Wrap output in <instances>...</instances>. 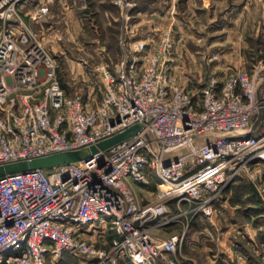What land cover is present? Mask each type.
Instances as JSON below:
<instances>
[{
    "label": "built area",
    "instance_id": "built-area-1",
    "mask_svg": "<svg viewBox=\"0 0 264 264\" xmlns=\"http://www.w3.org/2000/svg\"><path fill=\"white\" fill-rule=\"evenodd\" d=\"M48 15L47 0H0V165L138 130L75 162L0 175V264H178L192 217L264 165V74L212 78L196 95L167 76L166 34L153 49L136 41L112 69L98 64L101 99L92 103L90 85L86 102L29 26ZM152 183L154 199L141 202L134 184ZM175 222L178 232H152Z\"/></svg>",
    "mask_w": 264,
    "mask_h": 264
},
{
    "label": "rangeland",
    "instance_id": "rangeland-1",
    "mask_svg": "<svg viewBox=\"0 0 264 264\" xmlns=\"http://www.w3.org/2000/svg\"><path fill=\"white\" fill-rule=\"evenodd\" d=\"M72 6L70 19L64 10L55 23L63 51L53 56L64 86L70 92L80 88L85 101L90 85L92 103L101 99L99 89L104 83L99 71L94 70L98 64L105 63L112 69L133 54L136 41L146 42L147 50L153 49L166 34L172 43L167 76L196 95L212 78L222 84L238 70H245L249 77L259 70L256 80L264 74V0H67V9ZM24 19L28 22L27 17ZM29 26L40 29L34 22ZM52 40L57 42L55 37ZM92 43L103 46V57L94 55ZM250 167L256 177L241 173L233 178L213 201L209 216L216 214L213 222L226 231L225 244H234L250 264H264V165L252 163ZM182 208L189 207L186 204ZM170 209L176 211L173 204ZM197 216L192 217L188 228ZM198 222V229L210 227ZM249 228H255L254 234ZM158 235L166 237L163 232ZM183 244L175 254L178 264L195 259L186 254ZM58 264L82 262L77 257H65Z\"/></svg>",
    "mask_w": 264,
    "mask_h": 264
},
{
    "label": "crops",
    "instance_id": "crops-1",
    "mask_svg": "<svg viewBox=\"0 0 264 264\" xmlns=\"http://www.w3.org/2000/svg\"><path fill=\"white\" fill-rule=\"evenodd\" d=\"M47 2L50 5V14L43 22L36 24L40 25V29L37 31L40 33L43 41L51 50L53 55V53L56 54L57 51L61 53L63 51V47L57 41V39H59V36L58 34H56L57 32H55V23L57 22V19L60 18V15H62L64 10H66L64 13L65 16L67 15V19H70V17L68 16L73 13L74 9L73 6L71 8L68 7L69 9H67V0H47ZM30 6L31 5H29L28 8ZM106 13L107 12H105V14ZM67 21L68 20H66V22ZM53 37H55L57 41L56 43L55 40H52ZM102 49H104L102 45H99L98 43H92V52H94V55L99 58L103 57L104 55ZM134 187L141 202L151 200V191L153 190L152 188H155V186H142L134 184ZM222 202L227 203L226 200H223ZM216 217V214L205 218L198 215L193 221L194 225L191 224L194 227L190 226L187 229L183 244L184 249L187 255L193 256L195 257V259L189 258L185 261V264H250V260L243 255L242 251L234 248V244H232L231 242L230 244H225L226 238L224 234L226 233V231L215 225L213 220H215ZM198 220L201 221V223H207L206 225H209L210 227L205 226L201 229H198L197 227H195V224L199 223ZM180 229L181 222H175L161 228H153L152 232L156 234H162L163 232V235L165 234L166 236H168L173 232H178ZM249 229H251L252 231H250V233L253 234V231H256L255 228ZM197 254L199 256L198 260L196 256ZM241 256H243V259H241Z\"/></svg>",
    "mask_w": 264,
    "mask_h": 264
},
{
    "label": "water",
    "instance_id": "water-1",
    "mask_svg": "<svg viewBox=\"0 0 264 264\" xmlns=\"http://www.w3.org/2000/svg\"><path fill=\"white\" fill-rule=\"evenodd\" d=\"M138 130L137 126H132L125 131L102 140L98 142L96 145H91L87 152L85 151H63L57 152L53 154H49L46 156L35 157L23 162L0 165V175L9 172H16V171H25L28 169L34 168H48L59 164L75 162L80 160L84 157L87 153L94 154L101 150L108 148L109 146L131 136L132 134L136 133Z\"/></svg>",
    "mask_w": 264,
    "mask_h": 264
},
{
    "label": "bare ground",
    "instance_id": "bare-ground-1",
    "mask_svg": "<svg viewBox=\"0 0 264 264\" xmlns=\"http://www.w3.org/2000/svg\"><path fill=\"white\" fill-rule=\"evenodd\" d=\"M135 55H137V54H135ZM243 144L245 143V142H242Z\"/></svg>",
    "mask_w": 264,
    "mask_h": 264
}]
</instances>
